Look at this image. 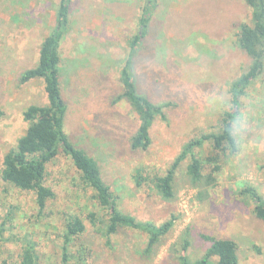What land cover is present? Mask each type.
<instances>
[{
    "label": "rangeland",
    "instance_id": "obj_1",
    "mask_svg": "<svg viewBox=\"0 0 264 264\" xmlns=\"http://www.w3.org/2000/svg\"><path fill=\"white\" fill-rule=\"evenodd\" d=\"M59 1L0 2V170L4 155L28 126L24 110L47 103L43 79L22 84L20 76L38 64ZM144 6L145 0H74L61 44L62 88L69 106L65 129L99 160L123 211L155 225L174 218V226L150 256L143 255L144 231L121 229L112 244H105L87 218L89 211L99 210L90 199L93 191L61 151L48 164L47 184L56 195L43 211L33 191L3 181L0 173V263L19 264L31 245L40 264H62L66 217L78 214L88 230L69 249L74 254L77 243H84L89 264H179L186 240L187 253L196 260L209 246L208 237L235 240L240 264H264V222L243 193L252 186L264 197V74L243 96L233 122L238 149L221 150L206 141L196 150L205 175L215 177L208 194H201L187 174L190 157L176 172L173 199L162 198L149 182L137 185L134 176L138 169L149 176L166 174L191 138L221 131L225 112L233 109L229 84L251 61L236 34L251 10L245 0H156L135 67L139 91L172 104L167 120L154 122L151 146L136 150L130 139L139 119L125 100L113 104V99L121 89L118 68L128 40L140 28ZM217 260L212 256L209 264Z\"/></svg>",
    "mask_w": 264,
    "mask_h": 264
},
{
    "label": "trees",
    "instance_id": "obj_2",
    "mask_svg": "<svg viewBox=\"0 0 264 264\" xmlns=\"http://www.w3.org/2000/svg\"><path fill=\"white\" fill-rule=\"evenodd\" d=\"M245 2L251 10V18L239 24L236 34L238 46L251 61L248 67L229 84L228 92L233 109L225 112L221 131L191 138L184 144L166 174L149 176L144 174L143 169H138L134 175L137 185H143L145 182L153 184L157 192L166 200L175 197L176 172L182 161L188 157L190 161L186 171L192 184L202 189L201 194H208V188L212 186L215 177L212 173L205 175L203 161L196 156L197 148L202 147L206 141L213 142L217 149L229 148L232 151L238 149L233 122L242 107L243 96L264 74V0H245ZM73 3L74 0L59 1L56 23L42 41L38 64L21 73L22 84L37 78L43 79L47 103L33 104L24 110L23 116L28 126L19 137L17 145L4 155L0 170L1 178L21 189L33 191L37 206L43 211L48 201L56 195L55 190L47 184L48 164L63 151L78 169L85 186L93 191L90 199L99 210L89 211L87 218L96 232L104 238L105 244H112V237L121 229L144 231L148 235V240L143 255L150 256L174 226V218L155 225L123 211L118 196L103 176L99 160L90 154L87 145L73 141L65 129L69 106L62 88L61 44L70 29V11ZM155 6L156 0H145L140 17V28L128 40L127 54L118 68L117 75L121 89L113 99V104L125 100L139 119V126L130 139V146L136 150H146L151 146L153 141L151 128L156 119L167 120L166 108L172 104L169 101L155 102L148 94L139 91L141 78L137 75L135 64L142 41L148 34ZM215 169H218V166ZM243 193L252 200L256 218L264 222V197L252 186H247ZM87 230L88 226L81 215H67L62 235L64 243L62 264H78V262L89 264L90 251L84 243H77L80 248L74 254L69 249L70 245L81 239ZM208 238L211 241L209 246L196 260H192L187 253L190 242L186 240L177 255L179 264H209L212 256L218 257L217 264H240L238 243L235 240L224 237ZM19 264H40L39 254L33 246H26Z\"/></svg>",
    "mask_w": 264,
    "mask_h": 264
}]
</instances>
